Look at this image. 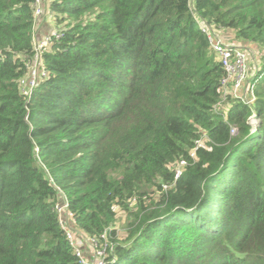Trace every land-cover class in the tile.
Wrapping results in <instances>:
<instances>
[{"label":"trees","instance_id":"16d2710c","mask_svg":"<svg viewBox=\"0 0 264 264\" xmlns=\"http://www.w3.org/2000/svg\"><path fill=\"white\" fill-rule=\"evenodd\" d=\"M33 1L0 0V264H77L59 191L79 230L107 231L106 264H264V61L253 108L215 111L197 22L264 51V0H51L60 37L26 96Z\"/></svg>","mask_w":264,"mask_h":264},{"label":"built area","instance_id":"2783aa9c","mask_svg":"<svg viewBox=\"0 0 264 264\" xmlns=\"http://www.w3.org/2000/svg\"><path fill=\"white\" fill-rule=\"evenodd\" d=\"M43 2L44 0L33 1L34 24L36 20L47 14ZM197 22L200 31L207 37L210 51L215 55L224 72L221 79L222 97L214 105V110L224 115L227 110L226 100L228 97L239 100L252 109L255 100L253 79L261 67L260 64H256V52L246 45L240 46L226 41L219 34L220 31L209 26L203 20L197 19ZM59 37L60 31L55 28L40 41H34V53L27 66L28 74L20 80V91L22 94L29 96L39 80L46 77L47 72L42 63L41 53L45 47L49 46L54 39H58ZM252 65V68H254L253 75L250 74V67ZM247 123L252 127L255 126L257 124L256 116L252 114ZM235 133L236 130L231 128L230 135H234ZM204 137L205 135L195 141L196 147L201 145ZM195 149L190 152L191 158L194 157ZM185 164L186 162L184 160H180L175 165V179L179 177ZM58 193L59 197L58 203L55 204V211L58 215L59 225L72 249L77 264H106L108 262L106 260L107 254L109 250H112V245L107 238V231L99 237H90L84 234L77 228L76 221L72 212L68 209L64 195L60 191ZM84 243H88L92 247L93 254L89 253V247H86ZM88 253L89 255H87Z\"/></svg>","mask_w":264,"mask_h":264},{"label":"crops","instance_id":"0c3cea01","mask_svg":"<svg viewBox=\"0 0 264 264\" xmlns=\"http://www.w3.org/2000/svg\"><path fill=\"white\" fill-rule=\"evenodd\" d=\"M51 0H44V7L46 11V15L42 16L38 20H36L35 24L33 25V34H34V41H40L43 37L49 34L52 30L56 28L55 22L52 20L50 15V11L48 9V5ZM224 34L223 37L226 41L238 44L240 46H245L239 41H236L232 31L224 30L222 31Z\"/></svg>","mask_w":264,"mask_h":264},{"label":"rangeland","instance_id":"374dc122","mask_svg":"<svg viewBox=\"0 0 264 264\" xmlns=\"http://www.w3.org/2000/svg\"><path fill=\"white\" fill-rule=\"evenodd\" d=\"M56 26V25H55ZM59 27V26H58ZM57 28V27H56ZM220 34V32H219ZM221 35V34H220ZM222 36V35H221ZM255 55H256V64H260V66L263 64L264 61V51H257L255 50ZM250 63V62H249ZM251 64V63H250ZM253 65L250 67V74H254V68H252ZM135 201H133L131 204L133 205ZM116 222L114 224V228L116 231V234L118 238L122 239L126 235V215L123 211L117 210L116 211ZM86 247H89V253L93 254V249L92 247L87 243H84ZM95 252V250H94ZM89 253L87 255H89Z\"/></svg>","mask_w":264,"mask_h":264}]
</instances>
